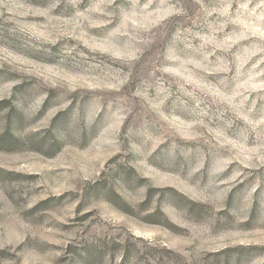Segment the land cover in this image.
Wrapping results in <instances>:
<instances>
[{"label":"rangeland","instance_id":"374dc122","mask_svg":"<svg viewBox=\"0 0 264 264\" xmlns=\"http://www.w3.org/2000/svg\"><path fill=\"white\" fill-rule=\"evenodd\" d=\"M0 264H264V0H0Z\"/></svg>","mask_w":264,"mask_h":264}]
</instances>
